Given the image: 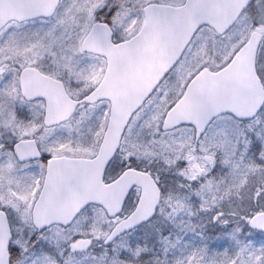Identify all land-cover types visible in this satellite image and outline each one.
I'll return each mask as SVG.
<instances>
[{"label": "snow or ice", "instance_id": "obj_1", "mask_svg": "<svg viewBox=\"0 0 264 264\" xmlns=\"http://www.w3.org/2000/svg\"><path fill=\"white\" fill-rule=\"evenodd\" d=\"M0 264H264V0H0Z\"/></svg>", "mask_w": 264, "mask_h": 264}]
</instances>
